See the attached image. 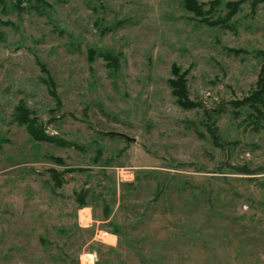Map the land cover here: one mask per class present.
I'll use <instances>...</instances> for the list:
<instances>
[{
	"label": "rangeland",
	"instance_id": "374dc122",
	"mask_svg": "<svg viewBox=\"0 0 264 264\" xmlns=\"http://www.w3.org/2000/svg\"><path fill=\"white\" fill-rule=\"evenodd\" d=\"M262 69L264 0H3L0 264H264Z\"/></svg>",
	"mask_w": 264,
	"mask_h": 264
},
{
	"label": "trees",
	"instance_id": "16d2710c",
	"mask_svg": "<svg viewBox=\"0 0 264 264\" xmlns=\"http://www.w3.org/2000/svg\"><path fill=\"white\" fill-rule=\"evenodd\" d=\"M2 1L3 0H0V3ZM190 2L191 0H186V3H190ZM194 11L197 13L196 10ZM91 54H93V52H91ZM263 70L264 69L261 70L260 77L257 82V86L255 90H252L251 94L247 95L244 99L230 101V103L234 105L237 110L242 111L243 108H246L245 106H248L249 108L252 109L250 110L246 118L248 119L249 124L254 125L253 128L255 129H258L260 125L262 124V122H264V74H263ZM172 71H173L175 78L170 79V83L173 87L172 93L176 97L177 102L186 108L192 107L194 105L199 106L200 104H196V102H193L192 100L189 99L188 90H187V87L185 86L186 72L182 73L179 65L175 63L172 66ZM42 79L47 82L46 78H42ZM48 79H49V76H48ZM50 81L53 83V80L51 77H50ZM50 92L55 97H57L55 90L53 88L50 89ZM31 113H32L31 110L27 108L24 103L20 102L19 104L15 106L14 119L19 124L26 125V127L29 130V133L35 139L44 140V141L56 140L55 138L44 133L41 129H38L37 118L31 117ZM205 113H207V115H212L213 111L212 109L206 108ZM213 131L214 130H212V132ZM215 132H217V130L214 131V133ZM214 139L218 140L216 137H214ZM80 203L81 205L85 204V200L84 201L81 200Z\"/></svg>",
	"mask_w": 264,
	"mask_h": 264
},
{
	"label": "built area",
	"instance_id": "2783aa9c",
	"mask_svg": "<svg viewBox=\"0 0 264 264\" xmlns=\"http://www.w3.org/2000/svg\"><path fill=\"white\" fill-rule=\"evenodd\" d=\"M120 168V167H118ZM120 171L118 172L117 176H118V180L120 181H131L135 178V171L134 169H130L129 167H121L119 169ZM107 234L111 237L113 234L108 233ZM114 236V235H113ZM113 240V238H111ZM117 240V238H114Z\"/></svg>",
	"mask_w": 264,
	"mask_h": 264
},
{
	"label": "crops",
	"instance_id": "0c3cea01",
	"mask_svg": "<svg viewBox=\"0 0 264 264\" xmlns=\"http://www.w3.org/2000/svg\"><path fill=\"white\" fill-rule=\"evenodd\" d=\"M118 230H121V229L115 228L114 230H109L108 233H111L113 235H116L117 233H119V234L123 233V231H122V233H120V232H118Z\"/></svg>",
	"mask_w": 264,
	"mask_h": 264
},
{
	"label": "water",
	"instance_id": "95a60500",
	"mask_svg": "<svg viewBox=\"0 0 264 264\" xmlns=\"http://www.w3.org/2000/svg\"><path fill=\"white\" fill-rule=\"evenodd\" d=\"M125 137H127V139H128V140L132 139V138H130V137H129V136H127V135H125Z\"/></svg>",
	"mask_w": 264,
	"mask_h": 264
}]
</instances>
